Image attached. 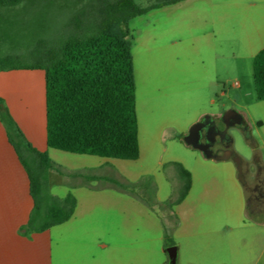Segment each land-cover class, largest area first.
I'll use <instances>...</instances> for the list:
<instances>
[{
    "label": "rangeland",
    "instance_id": "374dc122",
    "mask_svg": "<svg viewBox=\"0 0 264 264\" xmlns=\"http://www.w3.org/2000/svg\"><path fill=\"white\" fill-rule=\"evenodd\" d=\"M135 1L147 7L155 0ZM34 2L0 15V56L25 57L40 40L54 39L87 0ZM129 28L141 155L115 160L46 147L55 163L50 194L61 200L75 193L79 201L73 218L51 230L53 264H169L170 247L178 250L177 264H264V226L257 224L264 212L253 191L263 175L254 182L247 175L264 172V102L253 73L264 48V0H184ZM13 84L20 93L36 86ZM41 109L45 122V100ZM230 109L248 124L245 132L230 131L244 176L236 160L207 159L183 141L203 116ZM176 164L192 173L193 186L172 207L182 187Z\"/></svg>",
    "mask_w": 264,
    "mask_h": 264
},
{
    "label": "trees",
    "instance_id": "16d2710c",
    "mask_svg": "<svg viewBox=\"0 0 264 264\" xmlns=\"http://www.w3.org/2000/svg\"><path fill=\"white\" fill-rule=\"evenodd\" d=\"M35 0H0V15ZM86 0H74L75 4ZM184 0H155L142 7L135 0H87L51 40H40L25 57L0 56V73L43 71L45 74L47 146L76 155L136 161L140 158L133 36L130 22L151 10ZM5 22V20H2ZM257 100L264 102V49L254 58ZM7 136L30 181L33 210L22 230L43 233L68 222L77 202L72 194L59 200L49 192L48 173L55 163L33 147L0 97ZM181 204L192 187V174L176 164Z\"/></svg>",
    "mask_w": 264,
    "mask_h": 264
},
{
    "label": "crops",
    "instance_id": "0c3cea01",
    "mask_svg": "<svg viewBox=\"0 0 264 264\" xmlns=\"http://www.w3.org/2000/svg\"><path fill=\"white\" fill-rule=\"evenodd\" d=\"M261 30V27H259V33H261ZM39 72V70H19L0 73V97L8 104V96L12 95L11 99H14V101L8 104L11 117L16 120L22 133L33 147L39 151L48 152L46 150V147L48 148L46 112L45 122H43V110L41 109L43 100H45L46 109L45 74ZM16 79L30 80L35 82L36 86L30 87L27 91H24V89L20 93L18 90H15V88H12V85H14L13 81ZM14 94H16L15 97ZM39 141L41 144H37ZM226 159H231V157H227ZM234 160L239 161L237 162L239 171L241 176H244L246 168L242 161L238 157ZM240 164H242V166ZM247 173V175H251V182L258 180V178L263 175L262 184H259L260 187H254L253 191L255 190L256 192V197L254 199L259 202V205H257L259 209L257 211L264 212L263 169L255 174L250 173L249 170ZM69 194L61 198V200L65 199ZM72 195L77 202L74 212L75 215L79 201L75 193ZM33 206L34 203L30 194L28 174L8 140L7 128L2 121L0 113V264H53L51 230L54 227L43 233H28L22 230V227L27 224L30 218ZM255 206L253 202H250V211H254ZM257 224L264 226V220L259 221ZM259 257V259L262 260L264 257V250Z\"/></svg>",
    "mask_w": 264,
    "mask_h": 264
},
{
    "label": "flooded vegetation",
    "instance_id": "af4514ba",
    "mask_svg": "<svg viewBox=\"0 0 264 264\" xmlns=\"http://www.w3.org/2000/svg\"><path fill=\"white\" fill-rule=\"evenodd\" d=\"M200 121L205 122L200 133L201 143L207 145L215 155L225 156L229 153V157L232 159L237 158L233 151L230 131L233 128L241 129L244 132L248 130L244 115L235 109H230L224 111L222 115H205L198 122ZM259 171L262 169L260 168Z\"/></svg>",
    "mask_w": 264,
    "mask_h": 264
},
{
    "label": "water",
    "instance_id": "95a60500",
    "mask_svg": "<svg viewBox=\"0 0 264 264\" xmlns=\"http://www.w3.org/2000/svg\"><path fill=\"white\" fill-rule=\"evenodd\" d=\"M205 122L200 121L191 126L189 129V132L187 135L184 136L183 140L184 142L196 149L202 152L203 156L207 159H214V160H223L229 157V153H227L225 156L215 155L213 152L209 149V147L205 144H202L200 141V133L201 130L204 127ZM237 162H239L237 160ZM166 253L169 255V264H177V256H178V250L176 247H170L166 249Z\"/></svg>",
    "mask_w": 264,
    "mask_h": 264
}]
</instances>
